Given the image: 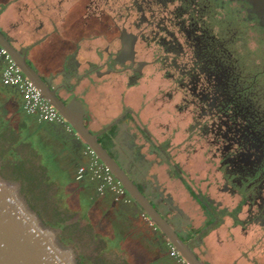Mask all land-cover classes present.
<instances>
[{
    "label": "flooded vegetation",
    "instance_id": "flooded-vegetation-1",
    "mask_svg": "<svg viewBox=\"0 0 264 264\" xmlns=\"http://www.w3.org/2000/svg\"><path fill=\"white\" fill-rule=\"evenodd\" d=\"M127 1V4L122 3L123 8L120 6L118 12L113 6L115 0H86L82 5V27L90 31L84 35L79 48L83 56L81 65L84 66L77 77L78 82L96 84L94 91H103L105 86L115 89L118 82L125 89L136 90L142 84L139 80L144 77L145 70L147 72L151 66L156 68L157 64L163 68L171 86L165 92V98L163 95L160 99L161 103L164 105L175 99L176 111L190 115L187 132L194 136V144H198L192 155L204 157V168L209 174L203 189L200 186L196 190V182L189 183L192 195L206 216L204 222H209L206 227L220 228L222 240L234 247L245 248L246 243L254 240L256 248L244 249L243 255L251 256L253 264H264V95L245 84L225 41L203 23L200 10L191 0H181L186 2L185 6L179 4L173 9L168 5L174 0ZM91 33L92 38L89 37ZM90 41L91 46L87 45ZM150 44L156 45L158 53L151 59L138 57V48L146 49ZM61 85L57 89L63 88ZM62 86L74 97V90ZM135 128L126 124L124 142L131 149L135 148L133 162L143 164L146 160L141 151L143 147L136 143ZM163 128L167 130L169 125L163 124ZM146 131L150 137L149 130ZM93 133L100 141L108 133V128ZM147 138L153 146L151 139ZM189 145L193 146L192 143ZM159 148L164 159L172 156L161 145ZM17 151L16 163L24 162L22 175L36 173L40 177L44 169L30 149L18 145ZM133 162L130 160L132 165ZM139 188L145 194L143 187ZM157 194L155 200L145 195L184 240L172 217L179 214L181 222L187 223L191 222L189 216L173 203L171 196L165 197L161 191ZM113 202L128 212L129 219L141 230L144 240L153 245L150 248L142 246L143 254L137 250L131 256L134 259L132 264H139L144 258L147 260L142 262L144 264L175 259L160 228L157 225L152 227L148 221L146 227L141 222L139 215L144 211L137 205L132 206L135 203L133 198L129 203L114 199ZM111 213L108 210L102 215L116 218V213ZM187 231L191 237L184 241L198 257L195 245L202 253L215 254L212 248L206 247L204 237L207 234L203 229L198 235L190 233L191 228ZM232 252L231 248L229 254Z\"/></svg>",
    "mask_w": 264,
    "mask_h": 264
},
{
    "label": "crops",
    "instance_id": "crops-1",
    "mask_svg": "<svg viewBox=\"0 0 264 264\" xmlns=\"http://www.w3.org/2000/svg\"><path fill=\"white\" fill-rule=\"evenodd\" d=\"M67 1L69 0H0V32L15 49L26 57L29 65L37 71L43 80L56 90L64 101L67 102L73 97L62 85H66L71 91H75L74 97L84 108L85 125L92 132H98L104 127L108 128V133L103 136V140L107 143L106 150L130 173L132 179L139 187L142 186L145 194L152 199L150 190L153 187L147 182L148 179L145 174H142L148 163L147 161L143 164L133 162L134 159L132 158L135 148L131 149L124 142L126 121L131 120L133 114L138 112L139 109L141 110L140 101L136 93L132 95L134 94L132 89H125V87L119 85L120 82L114 85L116 86V90L121 88L118 93L115 89L111 90L106 86L103 91L102 89L94 91L96 84H92V82H78L79 79L77 77L83 72L84 66L83 64L81 65V62L83 63V56L79 49L84 34L79 28L77 21L82 23L83 12L79 9L76 2V4H70V11H72L67 15L66 8L64 7L69 5ZM36 6L38 7L35 8ZM80 7L82 8L81 5ZM69 18L72 25L70 28L64 27V24L65 26L69 24ZM92 52L94 54L93 48L91 49ZM1 64L3 62L0 59ZM1 69L2 67H0V117L4 121L2 129L10 128V130L20 132L22 134L19 142L20 147L25 145L29 148L31 153L36 156L39 165L45 171L46 166L48 168L50 165V170L48 169L49 180L56 181L57 183L59 181L63 182L60 186L65 188L66 191L69 190L68 194H72L70 189L74 186V182H76L74 178L76 169L78 165L86 160V157L82 153L86 145L83 142L76 141V134L72 131H67L63 125L41 121L36 114L25 112L21 94L15 88L10 86L5 87L1 83ZM61 83L65 84L61 85ZM58 85H61L63 88L57 89ZM97 114L101 118L100 121L94 119L97 118ZM110 122L112 124L108 125ZM57 129H60L62 132H59ZM149 132L151 134V131ZM145 133L148 138L151 137L148 136L146 130ZM106 136L107 138H105ZM65 139L69 140L65 141ZM141 151L144 152L143 149ZM130 160H132L133 165L130 163ZM77 182L79 184V181ZM77 187L79 198L81 196L88 197L89 195L97 196L102 201L99 203L96 201L97 204H94V206L97 208L101 206L99 208L100 212L105 213V211L109 210V213L112 212L111 214L116 213V218L110 217V220H112L110 225L114 227L115 233L121 237V241H129L131 247L123 248L122 246L121 251L126 252V259L131 264L133 263L132 260L134 261L131 256H134L137 250L142 253V246L153 247L150 242L144 240L141 230L136 228L131 222L128 212L123 211L122 208H118L120 204L114 203L112 199L110 200V197H103L97 194L93 184L89 183L84 187ZM97 198L95 197L96 200ZM85 201L86 204L89 202L87 199ZM133 204L132 206H136L135 203ZM180 209L191 220V222L187 221V223L181 222L182 218H179L181 217L179 214H175L172 217L176 228L184 236V240L189 241L190 235L187 230L190 228L193 230L190 233L198 235L201 229H203L204 233L207 234L204 237V242L206 243V247L212 248V252L215 253L213 256L202 253L195 245L197 252H199V258L205 264H253L251 256L244 257L243 247H234L233 244L229 245L222 240L223 236L220 228H216L218 231L216 229L213 230L212 227L208 228L206 227L208 222H204V220L199 224H194L192 219L194 214L191 213L192 211L190 212L183 205H181ZM128 211L129 213L132 212L131 208ZM139 218L141 222L143 221L144 226L148 227L147 220L141 217V215H139ZM249 242H251L249 247L252 248L255 241L251 239ZM246 245L247 243L244 246L246 247ZM231 248L234 252L229 254ZM143 261L147 262L145 258ZM142 262L139 264H144ZM147 264L181 263L175 259L173 261L168 260V262L165 259Z\"/></svg>",
    "mask_w": 264,
    "mask_h": 264
},
{
    "label": "rangeland",
    "instance_id": "rangeland-1",
    "mask_svg": "<svg viewBox=\"0 0 264 264\" xmlns=\"http://www.w3.org/2000/svg\"><path fill=\"white\" fill-rule=\"evenodd\" d=\"M224 1H226V3ZM224 1L191 0L190 2H193L197 9L200 10L199 13L202 15L201 19H203V23L211 28L215 35L225 41L245 84L249 85L251 90L258 93L260 92V94L264 95V30L259 26L256 18H250L249 20L243 18V8L245 7L242 2ZM67 2L69 5L64 7L68 15L72 11H70V4H76L77 2L79 9L82 11L80 5L82 6L86 0H69ZM123 2H125V4L128 3L127 0H115L113 6L117 12L120 6L123 8ZM179 4L185 6L186 2L174 0L170 2L168 8L173 9ZM37 7L38 6L35 8ZM68 20L69 24L67 26L64 24V27L70 28L72 22L70 23V18ZM77 24L83 34L85 36L88 35L86 33H89L88 31H90V29L82 27V23L79 21H77ZM89 37L92 38V33ZM87 45L91 46L92 42L90 41ZM154 45L155 44H150L146 49L142 50L138 48V57L151 59L158 53V50L155 49L156 45ZM162 53L165 54L164 51ZM93 55L94 54H91V56ZM164 71L165 70H163V68L161 69L158 64L156 68L151 66L147 72L145 70L144 77L139 80V82L142 83L140 88L136 90L132 89L134 93L132 95L136 93L140 101L141 110L139 109L138 112H135L131 120L126 121V123L128 124L130 122L129 124L131 127L136 126L135 133L138 137L137 144L143 147L144 158L148 163V166H145V171H142V174H145L148 179L147 182L154 189H152L153 191L150 190L152 199H156L157 194L155 193L159 191H161L165 197L168 195L171 196V200L175 205L180 208L181 205H183L190 210V212L192 211L191 213L194 214L192 218L194 224H199L206 216L202 207L194 198V195H192L189 183L196 182L195 189L198 190L200 186L203 189L208 182L209 174L205 171L206 168H204V157L192 155L193 148L198 147V144H194V136L187 132L186 126L190 124V115L185 112L180 113L176 111V108L173 106L175 99L171 102L166 101L164 105L161 103L160 99H162L163 95L165 98V92H167L171 86ZM120 89L115 90L118 93ZM98 115L99 114L96 115L97 118H94L96 121H100L101 119ZM163 124H168L169 129L165 130ZM145 129L151 131L150 139L153 146H150L149 142L146 140L147 134L145 133ZM189 143H192L193 146H190ZM160 145L165 151L169 150V152L172 153L169 159L161 157L162 150L159 148ZM85 148L86 146L83 150ZM13 158H16L15 155ZM0 163L3 168L2 160H0ZM3 170L6 174L11 175L5 168H3ZM22 181L24 184V191L29 197V193H27L26 190L27 184L24 180ZM31 201L40 210L37 204L33 200ZM162 210L166 211L165 208H162ZM78 218H80V214H76L71 221ZM93 221L94 220L91 218H81L80 224L82 226L87 224L91 225L93 229L92 225L95 224ZM69 242L77 245L80 262L82 264H98L100 261L99 259L107 255L117 259L116 263L122 264V261L127 257L125 254L126 252L124 253L121 250L117 252L116 249H112L111 247L110 249L112 250L107 248L104 250L103 254L100 255V245L95 238H91V232L86 230L83 231L79 237ZM250 244L251 242H248L246 247L243 248V251L246 248H250ZM253 248H256L255 242ZM254 255H256V253Z\"/></svg>",
    "mask_w": 264,
    "mask_h": 264
},
{
    "label": "water",
    "instance_id": "water-1",
    "mask_svg": "<svg viewBox=\"0 0 264 264\" xmlns=\"http://www.w3.org/2000/svg\"><path fill=\"white\" fill-rule=\"evenodd\" d=\"M0 46L9 50L22 71L59 110L73 128L76 141L95 150L138 208L160 228L180 254L191 264H205L156 209L128 171L106 150L98 135L85 125L84 108L79 101L75 97L64 101L1 32ZM62 236V228L48 223L31 202L22 179L6 174L0 163V264H82L77 245L63 240Z\"/></svg>",
    "mask_w": 264,
    "mask_h": 264
},
{
    "label": "trees",
    "instance_id": "trees-1",
    "mask_svg": "<svg viewBox=\"0 0 264 264\" xmlns=\"http://www.w3.org/2000/svg\"><path fill=\"white\" fill-rule=\"evenodd\" d=\"M233 1L242 2V4L244 5L245 8H243L244 10L242 9L244 11V19L249 20L250 18H256L259 26L264 30V0H229V2ZM224 2L226 3V1ZM0 67H2V73L3 64H1ZM3 123L4 121L0 117V160H2L3 168H5L7 172L12 176L21 178L22 180H24V182H26V190L27 193H29L30 200H33L37 204V206L41 210V214H43V217L48 223L62 228L63 240L68 242L72 241L79 237L80 234L86 230L88 232H91V238H95V240H97V243L100 245V255H102L104 250H106L107 248L110 249V247L112 249H116L117 252L122 250V246L123 248L131 247L129 241H121V237H119V235L115 233L114 227L110 225V222L112 220H110V218H105L102 215V212H100L99 208H101V206L99 208L94 206V204L102 201L101 198L99 199V197H96V200L94 195H89L88 197L81 196V199L78 197L77 186L84 187L89 183L91 185H94L95 192L99 194L96 191L97 182L90 179L88 175L84 176V178L81 180L75 179L76 182H74V186H72V188L70 189L72 194H68L69 190L66 191L65 188H62L60 186L63 182L59 181V183H57L56 181L49 180L50 176L48 171L50 170V165L48 166V168L46 166V171L43 170L40 177L37 176L36 173L26 174L27 176L22 175L21 170H25V167L23 166L24 162L23 164H20L21 162L16 163L17 159L13 158L14 155L15 157L18 156L17 147L20 144L19 142L22 134H20V132L18 131L15 132L14 130H10V128L2 129ZM105 138H107V136ZM68 140L69 139H65V141ZM100 142L105 148H107V143L104 142L103 139H101ZM86 163L87 158L85 162L81 163L80 165ZM77 181H79V184ZM99 195L103 197H110V200H113V196L110 192H104L103 194ZM86 199L89 200L87 204L85 203ZM76 214H80V218L71 221V219ZM90 216L92 220L94 217L96 219L102 218V220L93 221L95 222V224L92 225L93 229L91 228V225L87 224L85 226H82L80 224L81 218L90 219ZM99 260L100 261L98 262V264H118L116 263L117 259L111 258L108 255L102 256ZM122 264L131 263L127 259H125L122 261Z\"/></svg>",
    "mask_w": 264,
    "mask_h": 264
},
{
    "label": "built area",
    "instance_id": "built-area-1",
    "mask_svg": "<svg viewBox=\"0 0 264 264\" xmlns=\"http://www.w3.org/2000/svg\"><path fill=\"white\" fill-rule=\"evenodd\" d=\"M0 59L3 62L1 83L19 91L23 99V109L25 112L36 114L41 121L61 124L67 131L74 132L59 110L43 96L41 90L19 67L9 50L3 46H0ZM83 154L87 158V163L78 166L75 172V179L81 180L84 176L88 175L90 179L97 182L96 191L99 194L110 192L116 202H131L132 197L115 177L111 169L100 160L95 150L86 145ZM141 215L151 226H155L147 214L143 212ZM168 245L172 255L179 263L191 264L169 240Z\"/></svg>",
    "mask_w": 264,
    "mask_h": 264
}]
</instances>
